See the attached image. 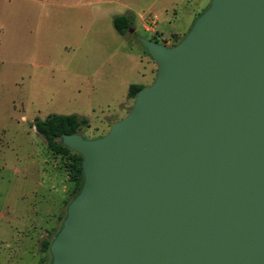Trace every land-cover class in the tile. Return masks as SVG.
<instances>
[{
  "label": "water",
  "instance_id": "95a60500",
  "mask_svg": "<svg viewBox=\"0 0 264 264\" xmlns=\"http://www.w3.org/2000/svg\"><path fill=\"white\" fill-rule=\"evenodd\" d=\"M131 33L132 30L128 29ZM96 139L50 264H264V0H211Z\"/></svg>",
  "mask_w": 264,
  "mask_h": 264
},
{
  "label": "rangeland",
  "instance_id": "374dc122",
  "mask_svg": "<svg viewBox=\"0 0 264 264\" xmlns=\"http://www.w3.org/2000/svg\"><path fill=\"white\" fill-rule=\"evenodd\" d=\"M210 1L0 0V264H50L41 243L73 197L67 159L47 149L34 120L76 115L89 121L79 135L104 136L132 108L128 87L155 78L139 41L155 33H142L139 15H155L149 27L175 46ZM117 15L132 18L131 33L114 30Z\"/></svg>",
  "mask_w": 264,
  "mask_h": 264
},
{
  "label": "trees",
  "instance_id": "16d2710c",
  "mask_svg": "<svg viewBox=\"0 0 264 264\" xmlns=\"http://www.w3.org/2000/svg\"><path fill=\"white\" fill-rule=\"evenodd\" d=\"M114 30L120 35L125 36L128 29L132 27L133 20L130 16L117 15L112 19ZM159 43L156 38L153 39ZM173 46V45H171ZM143 86L132 84L128 87L127 98H134L136 93L141 90ZM32 127L35 132L44 139L45 145L49 151L54 155L65 157L67 159L66 167L68 170L69 181L73 183V197L79 193L82 182L83 174L81 167V157L62 146L61 136L78 134L80 129L88 128L89 121L85 118H80L76 115H47L44 119H35ZM99 138V137H98ZM51 241H43L41 243V250L48 251Z\"/></svg>",
  "mask_w": 264,
  "mask_h": 264
},
{
  "label": "crops",
  "instance_id": "0c3cea01",
  "mask_svg": "<svg viewBox=\"0 0 264 264\" xmlns=\"http://www.w3.org/2000/svg\"><path fill=\"white\" fill-rule=\"evenodd\" d=\"M150 16H152V19L149 18ZM139 19H140V24H139V27L142 31V33H147V34H150V33H155V37L158 36V33L155 32V30H153L151 28V26L149 27V23H152V24H156V21H157V17L155 15H149V16H145V15H139ZM152 37L150 39H147V40H151V41H154L153 39L155 38L153 35H151ZM142 37V36H140ZM146 39V37H143ZM173 37L169 38V39H164L162 37H160V35L158 36V44H162V45H165V46H171L170 43L172 41ZM155 42V41H154ZM145 55V54H144ZM146 87V86H144Z\"/></svg>",
  "mask_w": 264,
  "mask_h": 264
}]
</instances>
